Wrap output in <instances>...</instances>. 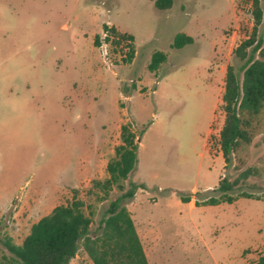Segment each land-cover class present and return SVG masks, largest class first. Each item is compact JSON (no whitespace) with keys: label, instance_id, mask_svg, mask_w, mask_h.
Here are the masks:
<instances>
[{"label":"rangeland","instance_id":"374dc122","mask_svg":"<svg viewBox=\"0 0 264 264\" xmlns=\"http://www.w3.org/2000/svg\"><path fill=\"white\" fill-rule=\"evenodd\" d=\"M261 5L255 44L264 38ZM112 22L135 36L132 61L121 48L112 65L103 60L94 40ZM254 26L251 0H174L167 10L151 0H0V238L22 243L33 223L75 195L99 235L122 191L106 194L93 181L109 176L129 123L141 147L125 186L147 187L126 205L150 264L256 260L264 253V108L251 142L228 164L219 142L227 68L241 64L235 49ZM179 32L194 42L173 48ZM156 50L168 57L152 72ZM248 168L237 200L196 205L219 195L212 189L221 178ZM71 264L94 263L80 248Z\"/></svg>","mask_w":264,"mask_h":264},{"label":"trees","instance_id":"16d2710c","mask_svg":"<svg viewBox=\"0 0 264 264\" xmlns=\"http://www.w3.org/2000/svg\"><path fill=\"white\" fill-rule=\"evenodd\" d=\"M151 1L160 10L170 9L174 5V0ZM251 1L255 19L253 34L235 49V55L241 64L238 67L228 66L222 95V108L226 117L219 142L227 164L241 144L251 142L252 120L264 108V38H260L255 44L257 29L263 19V9L261 0ZM103 29H109V25L104 24ZM110 30L131 41L124 60L132 61L135 56V37L120 32L114 26ZM99 39L100 35L97 34L94 40L97 46ZM193 42L192 36L179 32L174 37L172 47L179 49ZM167 57L165 51H154L148 65L149 70L156 72ZM145 132L146 128L140 131V136ZM121 138V144L116 147L115 155L107 164L109 176L104 180L93 181L94 187L106 194L115 187L122 191L120 196L111 201L107 214L102 219L101 233L95 236L91 234L92 217L86 213L84 202L75 195L71 202L55 206L50 213L33 223L22 243H15L9 236L0 238L7 250L0 256V264H71L80 248L94 264H150L133 215L126 205L139 189L147 187L145 183L135 181L130 182L128 189L125 186V181L139 163V134L131 124L125 123L121 126ZM251 174L252 169L248 168L234 181L227 176L221 178L218 186L212 189L219 195H210L202 202L197 200L196 205L234 202L237 198L232 192L236 190L240 179H247ZM241 195L253 197L248 192H242ZM261 198L264 200V193ZM181 200L190 202L192 197L181 195ZM250 264H264V253Z\"/></svg>","mask_w":264,"mask_h":264},{"label":"built area","instance_id":"2783aa9c","mask_svg":"<svg viewBox=\"0 0 264 264\" xmlns=\"http://www.w3.org/2000/svg\"><path fill=\"white\" fill-rule=\"evenodd\" d=\"M110 27L111 26L109 25V29L103 30L102 34L100 35L98 47L100 49L103 60L107 64L109 63L110 65H112L113 61L111 56L113 50L121 48L122 49L121 51L124 52V55L126 56L131 41L129 39L121 38L117 34L113 33L110 30Z\"/></svg>","mask_w":264,"mask_h":264},{"label":"crops","instance_id":"0c3cea01","mask_svg":"<svg viewBox=\"0 0 264 264\" xmlns=\"http://www.w3.org/2000/svg\"><path fill=\"white\" fill-rule=\"evenodd\" d=\"M113 23V22H112ZM113 25H115L114 23H113ZM115 27L117 28V29H119L116 25H115ZM120 30V29H119ZM122 32H124V31H122ZM126 33V32H125ZM128 33V32H127ZM131 34V33H130ZM133 35V34H132ZM134 36V35H133ZM135 37V36H134ZM136 39V38H135ZM140 147H141V141H140ZM140 147H139V151H140ZM210 187L211 186H208L206 189H210ZM193 200V199H192ZM192 200L190 201V202H192ZM190 202H188V203H190Z\"/></svg>","mask_w":264,"mask_h":264}]
</instances>
